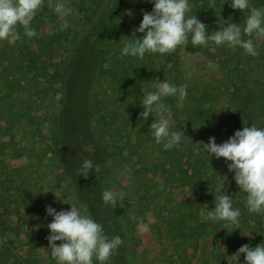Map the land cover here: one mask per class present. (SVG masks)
<instances>
[{
  "label": "rangeland",
  "instance_id": "374dc122",
  "mask_svg": "<svg viewBox=\"0 0 264 264\" xmlns=\"http://www.w3.org/2000/svg\"><path fill=\"white\" fill-rule=\"evenodd\" d=\"M146 1L125 0L111 15L106 67L123 61L121 48L126 41L134 39L130 35L141 23L143 13L152 11L153 5ZM96 2L44 0L42 10L31 24L37 33L35 37L24 36L23 29L18 28L20 40L12 44L0 40V203L4 202L0 206L4 213L0 220H8L10 226L4 232L0 228V264H56L47 240L50 234L47 224L52 220L46 215L47 206L61 211L70 210L72 204L82 215L91 217L77 188L59 180L62 170L58 165V147L49 139L47 122H43L42 117L59 100L62 61L70 55L73 33L85 27L86 13ZM256 3L257 0H250L251 7H257ZM58 4L69 10L62 29L69 34L67 38L57 36L52 22L47 20L48 15L55 14ZM247 14V10L244 14L238 10L236 18L227 19L226 23L243 27ZM253 39L257 56L246 55L239 48L182 46L170 54H152L160 69L166 66L165 75L151 74L148 76L151 81L142 82L139 88L128 85L126 90H121L111 75L94 83L95 94L110 112L108 116L113 118L114 124H108L107 135L117 134L113 137L119 145L115 150L123 151L121 171L109 183L112 191L119 193L117 202H121L131 217L137 236L131 264H238L232 255L239 247L245 244L255 247L264 242V214L248 212L246 194L240 191L227 165L214 169L215 173L212 172L208 180L204 177L205 182L196 186L202 197L215 199V194L230 195L233 207L240 210V217L244 210L247 213L245 219H239L238 225L230 227L233 243L223 241L224 229L218 221L201 220L200 211L206 207L196 200L189 176L194 171L186 174L178 167L170 173L163 172L161 163L165 157L150 131L156 118L144 121L140 116L143 111L140 98L155 91L157 82L167 80L177 86L187 85V98L183 103L178 97L164 99L171 113L170 130L185 133L182 141L187 143L186 152L176 158V163L187 169V161L204 151L202 142L215 137L217 143H223L230 137L229 126L221 119L228 103L226 90L233 89L229 69L235 63L252 68L249 70L252 79L264 92V39ZM147 55L143 61L147 60ZM191 96H196L197 101ZM189 104H199V113L189 116L183 110ZM207 108H211L210 113H206ZM197 115L198 121L194 118ZM97 132L98 136L100 131ZM131 148H135L136 153L132 154ZM151 193L156 195L154 199ZM142 224L148 225V231L142 230ZM244 259L241 255L239 264H244Z\"/></svg>",
  "mask_w": 264,
  "mask_h": 264
},
{
  "label": "trees",
  "instance_id": "16d2710c",
  "mask_svg": "<svg viewBox=\"0 0 264 264\" xmlns=\"http://www.w3.org/2000/svg\"><path fill=\"white\" fill-rule=\"evenodd\" d=\"M124 2L125 0H97L96 6L86 13L85 27L79 32L73 33L70 55L61 64V95L59 100L42 117V121L47 122L49 139L58 147V160L60 161L58 165L62 170L59 180L68 182V184L77 188L79 198L86 207L88 214L103 226L109 239L119 235L124 241L111 256L107 262L108 264H131L132 254L137 247V236L132 229V219L121 202H117L115 206L105 205L101 198L105 190H112L109 181L111 178H117L121 171L123 151L115 150L119 147L116 144V138H113L117 134L108 133L107 135L108 124H114L112 123L113 118L108 116L111 114L104 109V103L95 94L93 85L106 75H111L113 81L117 86H120L121 90H126L128 85L139 88L142 82L147 84V80L151 81L148 77L151 74L155 76L162 74L164 76L166 67L163 65L160 69L155 61V55L152 54H149L146 61H143L144 58L124 57L122 62L119 61L110 67L105 66L110 54L108 23L111 15L115 14ZM188 2L190 7L186 15L197 16L199 20L208 26L209 34L219 30V24H225L228 21L227 19L236 18L238 12L230 6V0L229 3H225V0H188ZM146 4L153 5L150 0H147ZM256 6L258 8L264 7V0H257ZM47 20L52 22L53 31L57 36L65 38L69 36L59 26L61 23L58 21L56 14L51 13L48 15ZM135 34L137 37L142 36L140 33ZM132 35L133 33L130 37ZM133 38L135 39V37ZM190 40L191 37L189 36L188 42ZM188 42L182 46L193 49L194 46L188 44ZM251 69L238 63H235L229 69L233 89L226 90L228 92V103L224 108V114L221 116V119L229 126V136L244 127H251L252 125L264 127V121L260 122L261 117L264 115V92H262L257 81H253L249 71ZM233 76H236V78L234 79ZM191 99L194 102L197 101L196 96H191ZM200 108L199 104H189L183 107V110L188 112L189 116H194L196 112L199 113ZM208 112H211V108H207L206 113ZM194 118L197 121L199 119L198 115ZM180 122L182 121L180 120ZM97 131H100L98 136ZM185 142L181 141L178 146H174L169 150L164 149L163 143L158 145L159 152L165 157L161 167L164 169L163 172L167 173L178 167L183 168L182 171L186 174L191 170L194 171L189 176H191V183L194 184L193 191L197 196L196 200H198L199 205L201 204V206L203 205V207H208L211 210L215 207V199H210L206 195L202 197L196 185L199 182H205L203 181L204 177H207L206 180H208L212 172L215 173L214 169L217 170L226 163L223 158H221V162H218L215 158L210 160L203 151L194 158L190 157L191 160L187 161V169H184L183 165L176 163V158L181 156V153L186 152L187 143ZM135 148L133 150L131 148L132 154L136 153ZM85 159L92 160L94 165L99 166V171H95L94 168L87 177L80 174ZM166 164H169V167H166ZM146 191L150 193L151 189ZM150 196L154 199L156 195L151 193ZM201 200L205 202L202 203ZM2 204L0 203V206ZM3 208L5 210L4 205ZM0 214V216H4L1 211ZM246 214L244 210L239 219H245ZM7 221L0 220V228L3 232L10 228ZM218 223L221 227L225 226L223 221H218ZM231 226L235 227L236 225ZM231 226H229L228 231L224 229L223 241L228 244L233 243L230 232ZM29 243L32 244V241Z\"/></svg>",
  "mask_w": 264,
  "mask_h": 264
},
{
  "label": "clouds",
  "instance_id": "9594fccd",
  "mask_svg": "<svg viewBox=\"0 0 264 264\" xmlns=\"http://www.w3.org/2000/svg\"><path fill=\"white\" fill-rule=\"evenodd\" d=\"M153 4L151 12L145 11L138 27L120 50L122 57L143 59L146 54L165 55L174 52L179 46L186 45L189 36L192 46L227 47L231 50L243 49L244 54L257 56L254 39H264V7H251L250 0H230L234 10L248 14L243 27L237 23L219 24V30L209 34L208 26L197 16L186 15L189 11L188 0H150ZM229 3V0H225ZM224 3V4H225ZM44 0H0V40L9 44L21 39L18 28L23 29V35L32 38L37 35L31 27L37 13L42 10ZM54 12L59 18L61 29L66 26L69 10L63 4H58ZM135 33L143 35L137 37ZM248 39H244V37ZM168 97H178L183 103L187 98V85L177 86L164 80L155 84V91H150L140 98L143 111L140 116L144 121L155 117L150 126L155 143H163L165 150L178 146L185 133L171 131L170 111L164 103ZM155 113V115H153ZM206 155L212 160L224 159L229 172L234 173L233 179L240 191L246 194L245 207L250 214H264V127H244L237 130L225 142L217 143L215 137H210L203 143ZM95 168L90 159L82 163L80 174L85 177ZM119 193L105 190L102 201L105 205L117 204ZM69 204V203H67ZM215 207L209 210L202 208L200 217L203 222H225L223 229L238 225L240 210L233 207L230 195L215 194ZM70 210L57 211L52 206L46 207V215L52 220L47 224L49 235L47 240L51 256L56 264H107L111 256L123 244L121 236L111 239L105 234L103 226L93 218L82 215L72 204ZM143 231H148V225H141ZM239 229V228H237ZM245 235V234H244ZM251 238V235H247ZM60 242L57 244V242ZM245 257L244 264H264V242L252 247L248 244L239 247L232 255L239 264V257Z\"/></svg>",
  "mask_w": 264,
  "mask_h": 264
}]
</instances>
